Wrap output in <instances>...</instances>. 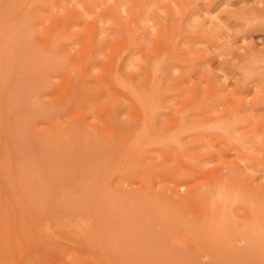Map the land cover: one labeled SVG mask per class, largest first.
<instances>
[{"label":"rangeland","instance_id":"rangeland-1","mask_svg":"<svg viewBox=\"0 0 264 264\" xmlns=\"http://www.w3.org/2000/svg\"><path fill=\"white\" fill-rule=\"evenodd\" d=\"M0 264H264V0H0Z\"/></svg>","mask_w":264,"mask_h":264}]
</instances>
